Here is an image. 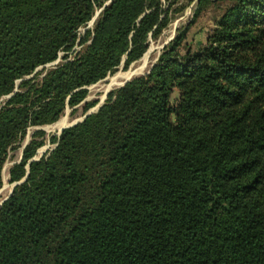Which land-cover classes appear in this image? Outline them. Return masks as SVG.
I'll use <instances>...</instances> for the list:
<instances>
[{
  "label": "trees",
  "instance_id": "16d2710c",
  "mask_svg": "<svg viewBox=\"0 0 264 264\" xmlns=\"http://www.w3.org/2000/svg\"><path fill=\"white\" fill-rule=\"evenodd\" d=\"M216 1L228 6L199 51H179V33L40 159L42 133L31 136L0 205V264H264V0ZM169 11L0 0V188L26 130L141 59Z\"/></svg>",
  "mask_w": 264,
  "mask_h": 264
},
{
  "label": "rangeland",
  "instance_id": "374dc122",
  "mask_svg": "<svg viewBox=\"0 0 264 264\" xmlns=\"http://www.w3.org/2000/svg\"><path fill=\"white\" fill-rule=\"evenodd\" d=\"M209 1L208 4H202L199 8L197 4L198 0H162L166 9L170 6V11L168 13V18L170 20L160 36L156 39L149 40L148 49L142 58L131 64L128 69L123 70L122 66H120L113 74L108 75L95 85L87 87L86 98L80 105L74 108H65L58 120L65 121V126L62 128L74 122L81 121L88 113H96L98 111V106L104 104L107 95L121 88L120 85L126 80L123 78L124 74L131 72L129 76L130 79L147 74L156 64L163 49L168 46L179 33L184 34L183 45L179 51L184 52L186 48L190 49L191 52L199 51L205 44L206 36L215 28L216 21L222 16L224 10L228 6L226 2L216 0ZM98 13L97 11L96 15H98ZM96 15L86 27L79 30L78 34L80 36L86 29L92 28ZM80 49L79 46H75L74 48L75 52H78ZM63 55L62 53L60 54V59ZM49 66L50 65L43 69L39 68L36 73L27 77L25 80L34 76L36 82L39 81ZM177 100L178 94L174 92L170 101L172 104H175ZM85 104H91V107L87 111H84ZM61 129H57L55 123L42 127H30L26 130L24 137L13 146L12 150L8 151L4 164L5 168L1 174L0 204L13 191L12 184L9 182V170L20 160L23 148L25 147L24 144L31 140V136L35 132H41L42 135L38 136L36 140L43 144L34 156V158L40 159L54 148L55 144L51 142V139L58 137L60 135L59 130Z\"/></svg>",
  "mask_w": 264,
  "mask_h": 264
},
{
  "label": "water",
  "instance_id": "95a60500",
  "mask_svg": "<svg viewBox=\"0 0 264 264\" xmlns=\"http://www.w3.org/2000/svg\"><path fill=\"white\" fill-rule=\"evenodd\" d=\"M58 61H56L54 64H56ZM54 64H52V65H54ZM132 79V78H131ZM130 78L129 79H127V80H125L121 85H120V87H123L127 82H129L130 80H131ZM103 105V104H102ZM102 105H100V106H98V108H97V110L102 106ZM91 113H88V114H86L85 116H84V118L81 120V121H79V122H74V123H72L71 125H69V126H67V127H65V128H62L60 131H59V134H61V132L64 130V129H67V128H70V127H73V126H75L76 124H78V123H81L87 116H89ZM27 143V142H26ZM26 143L24 144V146L26 145ZM23 146V147H24ZM31 161H34V159L33 160H31ZM23 181V180H22ZM21 181V182H22ZM21 182H19V183H17V184H13L12 185V189L16 186V185H18V184H20ZM12 193V192H11ZM11 193L8 195V197L11 195ZM7 197V198H8ZM6 198V199H7ZM5 199V200H6ZM5 200H3L2 202H1V204L5 201ZM0 204V205H1Z\"/></svg>",
  "mask_w": 264,
  "mask_h": 264
},
{
  "label": "bare ground",
  "instance_id": "6f19581e",
  "mask_svg": "<svg viewBox=\"0 0 264 264\" xmlns=\"http://www.w3.org/2000/svg\"><path fill=\"white\" fill-rule=\"evenodd\" d=\"M130 75H131V72L126 73V74L123 75V78L127 80ZM55 126H56L57 129H61L63 126H65V121L64 120L58 121V122L55 123Z\"/></svg>",
  "mask_w": 264,
  "mask_h": 264
}]
</instances>
